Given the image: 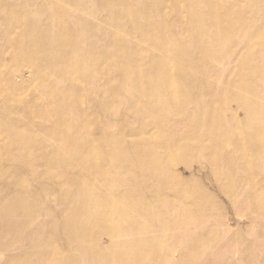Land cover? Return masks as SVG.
Instances as JSON below:
<instances>
[{
  "label": "bare ground",
  "instance_id": "6f19581e",
  "mask_svg": "<svg viewBox=\"0 0 264 264\" xmlns=\"http://www.w3.org/2000/svg\"><path fill=\"white\" fill-rule=\"evenodd\" d=\"M21 2L0 263L201 264L241 221L264 229V0H47L39 25ZM193 158L232 214L179 173Z\"/></svg>",
  "mask_w": 264,
  "mask_h": 264
},
{
  "label": "rangeland",
  "instance_id": "374dc122",
  "mask_svg": "<svg viewBox=\"0 0 264 264\" xmlns=\"http://www.w3.org/2000/svg\"><path fill=\"white\" fill-rule=\"evenodd\" d=\"M18 3H20V0H0V76L12 73L17 66V62L12 61L13 56L12 51L9 48V42H13V44H15L18 40V36L20 37V35L14 33L13 31L14 26L9 20L7 6L17 5ZM21 5L24 6L25 13L27 11L26 8L31 7V10H33L31 11L32 14L30 15V19L25 22L29 25H39L38 22L42 19V17H37L36 13H38L41 9L50 7L47 0H22ZM95 10H98V4L96 5ZM33 15L36 17H33ZM171 18L172 15L170 16V19ZM92 20L93 22L95 21L94 23H98L96 19H91V21ZM92 35L93 34L86 36L84 40L87 42L92 41ZM106 42H109L108 39L102 40L97 46L99 48H104L106 46ZM5 101V94L0 93V104H4ZM21 105L22 103L17 104L18 107L24 106ZM224 120L226 121V119ZM227 125V123H224V126L229 127V125ZM204 165H206L205 161L193 158L188 164L180 162L177 170L184 178H190L193 176L195 180L200 182L201 186L206 187L210 193L215 195L217 200L223 205L225 213L232 214L230 203V199H232L230 196L232 194L228 195L223 193L220 188L214 184V181L210 178V171L207 168L204 169ZM1 173L2 168L0 167V174ZM10 180L13 181V178ZM3 215V213L0 214V219L3 218ZM14 221L16 220L14 219ZM0 222L4 221L0 220ZM251 228V224H249L248 221H241L237 227L238 231H241V236L235 238L234 240L216 239V241L210 245L212 251L210 252L208 250L206 253H203L201 264H264V229L262 228L257 234L255 233L257 227H255L254 234L251 231ZM20 232L23 233L22 231ZM219 233L221 237L224 234V231L220 229ZM6 239H8L7 236ZM23 252L24 249H20L17 250L15 254L21 255ZM7 257L8 256H6V258Z\"/></svg>",
  "mask_w": 264,
  "mask_h": 264
}]
</instances>
